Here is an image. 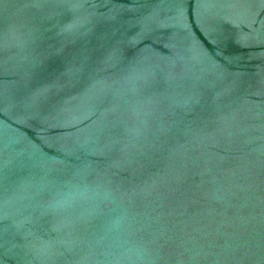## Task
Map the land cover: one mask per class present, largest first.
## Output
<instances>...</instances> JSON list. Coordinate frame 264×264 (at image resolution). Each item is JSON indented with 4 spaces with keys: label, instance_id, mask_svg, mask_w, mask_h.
Instances as JSON below:
<instances>
[{
    "label": "water",
    "instance_id": "water-1",
    "mask_svg": "<svg viewBox=\"0 0 264 264\" xmlns=\"http://www.w3.org/2000/svg\"><path fill=\"white\" fill-rule=\"evenodd\" d=\"M0 264H264V0H0Z\"/></svg>",
    "mask_w": 264,
    "mask_h": 264
}]
</instances>
